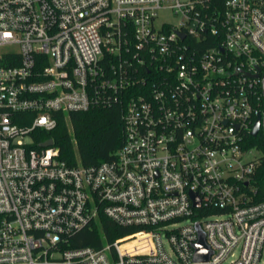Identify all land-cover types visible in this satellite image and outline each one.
Segmentation results:
<instances>
[{"label": "built area", "instance_id": "obj_1", "mask_svg": "<svg viewBox=\"0 0 264 264\" xmlns=\"http://www.w3.org/2000/svg\"><path fill=\"white\" fill-rule=\"evenodd\" d=\"M257 67L264 0H0V264H264ZM113 99L114 159L43 145L59 112ZM102 216L136 229L72 246Z\"/></svg>", "mask_w": 264, "mask_h": 264}, {"label": "trees", "instance_id": "obj_2", "mask_svg": "<svg viewBox=\"0 0 264 264\" xmlns=\"http://www.w3.org/2000/svg\"><path fill=\"white\" fill-rule=\"evenodd\" d=\"M258 102L264 108L263 88L259 89ZM126 103V101H125ZM112 100L86 111L59 112L57 127L43 132L44 139H53L59 148V158L68 165H96L114 159L124 140V122L122 114L124 104ZM246 148L261 152L254 175L258 188L256 200H264V134L261 130L256 136L248 134ZM135 227H120L102 216L93 228H85L72 237V246H98L103 234L109 241L134 231ZM138 242H133L132 245ZM126 245L125 247H129ZM135 247V246H134Z\"/></svg>", "mask_w": 264, "mask_h": 264}, {"label": "water", "instance_id": "obj_3", "mask_svg": "<svg viewBox=\"0 0 264 264\" xmlns=\"http://www.w3.org/2000/svg\"><path fill=\"white\" fill-rule=\"evenodd\" d=\"M258 73L253 74L252 76L254 77H260L262 76V88H263V95H264V70L262 71L261 67H257ZM263 131L264 134V111L262 114H259L255 124L253 126V129L251 131V135L256 136L260 131ZM54 143L53 139H49L46 142L43 143L44 146H49L52 145ZM194 196V201H195V205L199 206L200 205V201L199 199ZM196 247V253H195V259L196 260H208L210 255H211V251L206 243L205 240V235L204 233L199 230V241L196 243L195 245Z\"/></svg>", "mask_w": 264, "mask_h": 264}, {"label": "rangeland", "instance_id": "obj_4", "mask_svg": "<svg viewBox=\"0 0 264 264\" xmlns=\"http://www.w3.org/2000/svg\"><path fill=\"white\" fill-rule=\"evenodd\" d=\"M161 19L162 20H168V21H175L177 22V19L173 16L172 12L170 10H165L161 13ZM253 153L256 156H261V152L258 149H253Z\"/></svg>", "mask_w": 264, "mask_h": 264}]
</instances>
